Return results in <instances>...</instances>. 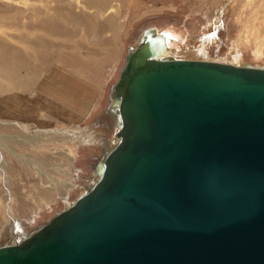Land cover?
<instances>
[{
  "label": "water",
  "instance_id": "1",
  "mask_svg": "<svg viewBox=\"0 0 264 264\" xmlns=\"http://www.w3.org/2000/svg\"><path fill=\"white\" fill-rule=\"evenodd\" d=\"M112 96L93 184L0 264H264V67L131 51Z\"/></svg>",
  "mask_w": 264,
  "mask_h": 264
},
{
  "label": "rangeland",
  "instance_id": "2",
  "mask_svg": "<svg viewBox=\"0 0 264 264\" xmlns=\"http://www.w3.org/2000/svg\"><path fill=\"white\" fill-rule=\"evenodd\" d=\"M161 37L159 59L264 67V0H0V245L93 184L129 53Z\"/></svg>",
  "mask_w": 264,
  "mask_h": 264
},
{
  "label": "bare ground",
  "instance_id": "3",
  "mask_svg": "<svg viewBox=\"0 0 264 264\" xmlns=\"http://www.w3.org/2000/svg\"><path fill=\"white\" fill-rule=\"evenodd\" d=\"M166 35V34H165ZM162 38V37H161ZM170 38V37H169ZM159 39V38H158ZM151 42V43H150ZM150 42L148 43L147 47L144 46L143 48H140L138 51H137V54H145L146 56V59H153V58H157V56H159L160 54L161 55H168L169 53L167 52V49L165 50V46H164V40L162 38V41L158 42L156 39L154 40H150ZM156 54H159V55H156ZM179 58H186V59H191L192 56H189L188 54H183L182 52L179 53V56H177ZM170 58V57H168ZM209 61H216V62H221V63H226V62H223L222 60L220 59H210ZM235 65V64H234ZM245 65V64H243ZM247 65H250V64H247ZM239 66H242V65H239ZM253 66V65H252ZM31 79V78H30ZM61 95V94H60ZM64 96V95H63ZM66 96V95H65ZM123 98V96H121ZM64 98V97H63ZM69 99V98H67ZM70 101V100H69ZM119 101H120V98H119ZM61 103V102H60ZM81 105H79V107L83 109V106H82V103H80ZM84 105V104H83ZM73 106H75V103H73ZM76 109V108H75ZM70 110H73V109H70ZM65 111H68L69 112V108L66 109ZM64 112V110H63ZM77 113V112H76ZM71 115V114H70ZM75 116V113L73 114ZM63 132V131H62ZM74 135L72 136L75 140L79 139L81 141H86L85 137L83 138L82 137V133H78L76 131H74ZM67 133V132H66ZM72 134V132H69ZM69 136H71L69 134ZM36 138V137H35ZM38 139V138H37ZM90 139V138H89ZM89 141V140H88Z\"/></svg>",
  "mask_w": 264,
  "mask_h": 264
},
{
  "label": "trees",
  "instance_id": "4",
  "mask_svg": "<svg viewBox=\"0 0 264 264\" xmlns=\"http://www.w3.org/2000/svg\"><path fill=\"white\" fill-rule=\"evenodd\" d=\"M145 37H143V40H144Z\"/></svg>",
  "mask_w": 264,
  "mask_h": 264
},
{
  "label": "crops",
  "instance_id": "5",
  "mask_svg": "<svg viewBox=\"0 0 264 264\" xmlns=\"http://www.w3.org/2000/svg\"><path fill=\"white\" fill-rule=\"evenodd\" d=\"M85 98V97H84Z\"/></svg>",
  "mask_w": 264,
  "mask_h": 264
}]
</instances>
